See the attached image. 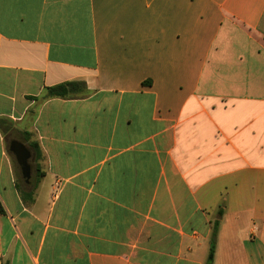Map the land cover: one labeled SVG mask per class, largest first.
<instances>
[{"label":"crops","instance_id":"0c3cea01","mask_svg":"<svg viewBox=\"0 0 264 264\" xmlns=\"http://www.w3.org/2000/svg\"><path fill=\"white\" fill-rule=\"evenodd\" d=\"M0 206V264H264V0H0Z\"/></svg>","mask_w":264,"mask_h":264},{"label":"trees","instance_id":"16d2710c","mask_svg":"<svg viewBox=\"0 0 264 264\" xmlns=\"http://www.w3.org/2000/svg\"><path fill=\"white\" fill-rule=\"evenodd\" d=\"M147 84L148 82H144V84ZM85 91V86L82 83H68L59 85L54 88H49L46 90V95L44 96V99H50V98H71L76 97L79 95H83ZM29 149L34 152L36 156V160H39V149L35 144H29ZM42 177V174L39 172V169L37 170V178ZM19 189V192L21 194V197L23 200L26 201H32V191H25L24 189L20 188L19 185L17 186ZM0 212H2V208L0 206ZM217 228L218 223L215 222L213 226V230L211 233V244L209 248L208 257L205 264H212L214 260V251H215V239L217 234Z\"/></svg>","mask_w":264,"mask_h":264},{"label":"water","instance_id":"95a60500","mask_svg":"<svg viewBox=\"0 0 264 264\" xmlns=\"http://www.w3.org/2000/svg\"><path fill=\"white\" fill-rule=\"evenodd\" d=\"M9 150L14 156L15 162L20 170L22 180L25 184L29 183L30 180V167L28 160L30 157L29 151L20 143L12 142L10 144Z\"/></svg>","mask_w":264,"mask_h":264},{"label":"rangeland","instance_id":"374dc122","mask_svg":"<svg viewBox=\"0 0 264 264\" xmlns=\"http://www.w3.org/2000/svg\"><path fill=\"white\" fill-rule=\"evenodd\" d=\"M12 136H10V138H11ZM20 180H21V177H20Z\"/></svg>","mask_w":264,"mask_h":264}]
</instances>
